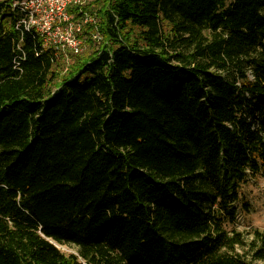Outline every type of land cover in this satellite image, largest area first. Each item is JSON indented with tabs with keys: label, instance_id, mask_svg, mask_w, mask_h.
Returning a JSON list of instances; mask_svg holds the SVG:
<instances>
[{
	"label": "trees",
	"instance_id": "trees-1",
	"mask_svg": "<svg viewBox=\"0 0 264 264\" xmlns=\"http://www.w3.org/2000/svg\"><path fill=\"white\" fill-rule=\"evenodd\" d=\"M13 1L0 0V264H264V232L223 228L264 178V0L71 4V21L94 18V48L60 78L56 53L78 54L45 47Z\"/></svg>",
	"mask_w": 264,
	"mask_h": 264
},
{
	"label": "rangeland",
	"instance_id": "rangeland-1",
	"mask_svg": "<svg viewBox=\"0 0 264 264\" xmlns=\"http://www.w3.org/2000/svg\"><path fill=\"white\" fill-rule=\"evenodd\" d=\"M90 0H82L81 4L87 5ZM90 14L83 15L82 21H73L72 31L74 36L76 35L80 40V51L77 56H71L67 52H57V59L54 62L53 69L58 72V77L63 76L70 64L75 62L88 54H90L94 48L92 43H88L87 37L89 33H85L83 24L85 22L93 21V17ZM76 24H79V31L76 30ZM240 192V202L235 203L237 207L234 219L224 217L223 228L227 232L237 231L244 235L245 240L252 238V230L258 229L264 232V178L255 177L248 179L242 186ZM245 202L247 207L240 208V205ZM57 248L64 254H76V248L68 244H56ZM236 252H242L241 248L236 247Z\"/></svg>",
	"mask_w": 264,
	"mask_h": 264
},
{
	"label": "built area",
	"instance_id": "built-area-1",
	"mask_svg": "<svg viewBox=\"0 0 264 264\" xmlns=\"http://www.w3.org/2000/svg\"><path fill=\"white\" fill-rule=\"evenodd\" d=\"M82 0H15L12 6L24 13L21 20L26 30H33L42 39L45 47L55 46L61 50L69 49L79 53L80 40L73 34V21L67 13L71 4L81 3ZM79 24L76 30L79 31ZM94 40L99 39L97 33L92 34Z\"/></svg>",
	"mask_w": 264,
	"mask_h": 264
}]
</instances>
